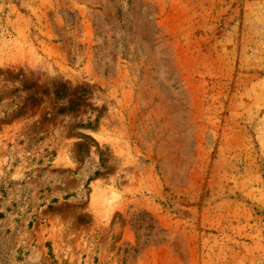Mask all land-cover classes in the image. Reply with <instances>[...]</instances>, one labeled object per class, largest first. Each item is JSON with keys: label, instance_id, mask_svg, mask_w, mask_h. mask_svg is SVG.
<instances>
[{"label": "rangeland", "instance_id": "374dc122", "mask_svg": "<svg viewBox=\"0 0 264 264\" xmlns=\"http://www.w3.org/2000/svg\"><path fill=\"white\" fill-rule=\"evenodd\" d=\"M0 264H264V0H0Z\"/></svg>", "mask_w": 264, "mask_h": 264}, {"label": "trees", "instance_id": "16d2710c", "mask_svg": "<svg viewBox=\"0 0 264 264\" xmlns=\"http://www.w3.org/2000/svg\"><path fill=\"white\" fill-rule=\"evenodd\" d=\"M72 102H74V100Z\"/></svg>", "mask_w": 264, "mask_h": 264}]
</instances>
